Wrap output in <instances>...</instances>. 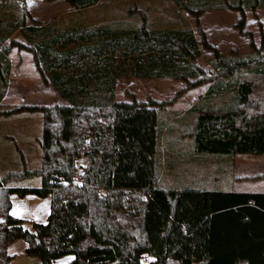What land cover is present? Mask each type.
<instances>
[{
	"label": "trees",
	"instance_id": "16d2710c",
	"mask_svg": "<svg viewBox=\"0 0 264 264\" xmlns=\"http://www.w3.org/2000/svg\"><path fill=\"white\" fill-rule=\"evenodd\" d=\"M20 0H0V101L9 74L12 47L28 49L43 81L66 101L61 106L21 105L41 115L38 169L0 175V264H11L6 248L15 240L41 264L72 255L69 264H264V192L224 191L194 186H157L159 139L164 129L160 102L114 99L119 77L170 78L194 87L208 82L205 93L186 110L193 116L191 144L197 154L243 156L264 154V98L253 102V81L264 76V53L249 37L251 53L221 54L202 40L212 56L207 73L197 64L199 43L192 29L154 28L138 24L96 27L25 25L8 17ZM49 1V0H47ZM100 0H66L85 9ZM175 11L195 17L206 10H236L239 32L245 11L264 9V0H170ZM26 44L4 42L18 30ZM249 36V32H245ZM227 102L212 104L217 97ZM177 117L179 113L169 112ZM182 117V115H180ZM87 157L81 183H73L75 159ZM38 177L37 187L12 182ZM125 191L145 196L137 200ZM50 197L44 224L24 227L10 215V195Z\"/></svg>",
	"mask_w": 264,
	"mask_h": 264
},
{
	"label": "rangeland",
	"instance_id": "374dc122",
	"mask_svg": "<svg viewBox=\"0 0 264 264\" xmlns=\"http://www.w3.org/2000/svg\"><path fill=\"white\" fill-rule=\"evenodd\" d=\"M16 8L7 10L8 17H15L25 25L54 24L66 29L73 25L96 27L110 24L120 28L123 24H138L143 19L154 28L189 26L199 43L200 55L196 64L209 73L212 67L209 59L210 49L203 48L202 40L215 47L221 54L234 52L247 55L251 53L249 37L264 53V9L247 10L246 24L239 32L235 23L239 17L236 10H206L195 17L185 11L176 13L170 0H100L97 4L75 9L66 0H20ZM245 32H249V36ZM26 41L19 29L14 31L4 42L10 40ZM9 59V74L5 95L0 101V173L38 169L42 165V152L39 139L42 132L41 115L35 112L21 111L5 114L21 105L27 106H61L66 101L61 98L48 80L41 79L36 72L31 50L12 47ZM39 76V77H37ZM42 77V76H41ZM253 85V102L264 98V76H246ZM11 80V81H10ZM42 81V82H41ZM209 86L208 82L188 87L182 80L170 78H138L127 76L115 82L114 99L124 102H160V121L164 124L161 133V165L157 186L162 188H182L194 186L209 190L264 192V154L243 156H216L197 154L191 144L193 116L186 115L198 98ZM228 97L221 96L211 101L212 104L227 102ZM169 112L179 113L171 116ZM87 157L83 154L75 159V174L81 183ZM0 174V175H2ZM73 183H75L73 181ZM15 187H37L38 177H31L12 182ZM133 194L137 200L144 201L145 196L136 192L125 191V196ZM10 215L24 219V227L33 231L32 224H44L50 212V197H38L27 194L19 197L10 195ZM16 212L14 215L13 212ZM28 243L24 239L13 241L6 248L12 255L11 264H41L38 256L28 255L25 250ZM72 255L56 259V264H69ZM152 257L144 254L140 264H150ZM168 264H178L170 261Z\"/></svg>",
	"mask_w": 264,
	"mask_h": 264
},
{
	"label": "built area",
	"instance_id": "2783aa9c",
	"mask_svg": "<svg viewBox=\"0 0 264 264\" xmlns=\"http://www.w3.org/2000/svg\"><path fill=\"white\" fill-rule=\"evenodd\" d=\"M73 181H74L75 183H77V182L79 181V176H78V175H75V177L73 178Z\"/></svg>",
	"mask_w": 264,
	"mask_h": 264
},
{
	"label": "crops",
	"instance_id": "0c3cea01",
	"mask_svg": "<svg viewBox=\"0 0 264 264\" xmlns=\"http://www.w3.org/2000/svg\"><path fill=\"white\" fill-rule=\"evenodd\" d=\"M117 29V28H116ZM25 44V43H24ZM36 68V67H35ZM35 70H37V69H35ZM36 72H38V70L36 71ZM39 76H40V80L42 79V77H41V75H40V73H39ZM39 76H37V77H39ZM119 78H123V77H119ZM119 78H117L116 80H118ZM11 81V80H10ZM42 82V81H41ZM51 85V84H50ZM52 86V85H51ZM53 87V86H52ZM202 96V95H201ZM199 99V98H198ZM190 108V107H189Z\"/></svg>",
	"mask_w": 264,
	"mask_h": 264
},
{
	"label": "snow or ice",
	"instance_id": "6c2138e0",
	"mask_svg": "<svg viewBox=\"0 0 264 264\" xmlns=\"http://www.w3.org/2000/svg\"><path fill=\"white\" fill-rule=\"evenodd\" d=\"M29 2H31V0H29ZM13 214L15 215V214H16V212L14 211V212H13Z\"/></svg>",
	"mask_w": 264,
	"mask_h": 264
}]
</instances>
